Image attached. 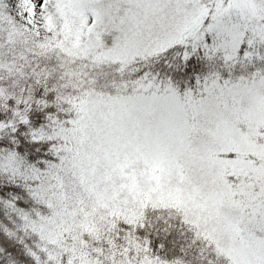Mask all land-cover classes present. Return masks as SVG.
Wrapping results in <instances>:
<instances>
[{
	"label": "snow or ice",
	"instance_id": "snow-or-ice-1",
	"mask_svg": "<svg viewBox=\"0 0 264 264\" xmlns=\"http://www.w3.org/2000/svg\"><path fill=\"white\" fill-rule=\"evenodd\" d=\"M0 264H264V0H0Z\"/></svg>",
	"mask_w": 264,
	"mask_h": 264
}]
</instances>
